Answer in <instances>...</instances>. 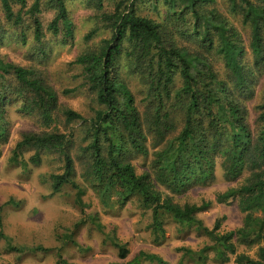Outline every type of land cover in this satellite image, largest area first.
I'll use <instances>...</instances> for the list:
<instances>
[{
  "label": "trees",
  "instance_id": "16d2710c",
  "mask_svg": "<svg viewBox=\"0 0 264 264\" xmlns=\"http://www.w3.org/2000/svg\"><path fill=\"white\" fill-rule=\"evenodd\" d=\"M65 1L48 0L56 10L48 29L55 35L62 26L66 36L71 37ZM141 1L120 0L111 14L102 12L100 19L109 25L111 37L97 51L86 52L74 61L82 67L88 88L96 96L99 107L89 120L70 109L63 111L66 121L88 125L85 132L87 144L81 149L82 156L86 155L89 163L84 180L106 207L123 208L137 197L140 207L151 212V228L156 242L165 238V218H171L180 230H193L205 237L208 243L201 249H178L181 263L206 264L212 261L226 264L233 259L234 264H264V111L258 117L263 126L254 132L249 124L247 107L234 94L237 91L241 95L249 89L243 64L245 49L225 18L215 10L200 12V7L212 0H162L180 33H185L188 25L191 31L186 29V32L198 36L207 50H212L215 45L216 53L230 74L233 84L230 89L199 55L184 48L166 46L161 26L137 14L136 4ZM151 1L157 5V0ZM260 1L264 3V0ZM13 4L20 5L17 12ZM26 5V0H0L6 22L21 25L24 15L31 16L33 40L40 46L43 32L37 18L39 0L23 13ZM229 9L240 15L242 23L250 27L252 70L264 69V4L252 0H229ZM99 10H102L101 4ZM21 36L24 41V35ZM124 44L131 46L125 56L132 59L133 67L141 66V71L148 73L147 99L155 104L147 128L159 146L151 163L153 178L148 174H137L126 158L131 151L142 156H147L149 151L135 99L115 69ZM176 72H179L182 85L175 96L180 102L187 99V104L183 106L182 128L177 135L170 137L173 127L166 102L171 98ZM7 75L14 81L11 88L19 101V112L35 115L46 129L39 133H25L13 149L12 161L19 163V157L27 150L35 151L30 158L34 165L40 162L43 152L58 153L62 162L61 173L50 176L51 195L59 194L64 186H68L75 192V204L82 207L85 191L75 182L76 170L70 155L72 135L48 130L55 123L58 109L56 92L34 70L0 59V77ZM7 102L9 99L0 91V144L8 138ZM218 169L229 183L245 176L240 186L218 194L214 201L216 204L238 201V208L244 214L243 223L229 232L221 231L220 220L208 228L197 217L210 208L211 202L180 205L165 194H180L191 184L212 181ZM9 204L11 202L0 206V239L5 241L6 250L17 255L46 252L40 247H16L4 235L1 214ZM112 244L118 250L119 258L125 259L128 254L126 246L117 240ZM239 244L254 250V254L239 252ZM142 260L163 264V260L154 254L140 253L135 261ZM56 264L65 263L60 258Z\"/></svg>",
  "mask_w": 264,
  "mask_h": 264
},
{
  "label": "rangeland",
  "instance_id": "374dc122",
  "mask_svg": "<svg viewBox=\"0 0 264 264\" xmlns=\"http://www.w3.org/2000/svg\"><path fill=\"white\" fill-rule=\"evenodd\" d=\"M119 1L66 0L65 6L72 29V35L68 37L62 26L55 35L48 29L56 16V10L48 0H39L40 13L37 18L42 24L43 32L40 46L33 40V19L30 15L23 16L21 25H13L5 21L4 12L0 8V59L34 70L56 92L58 109L55 123L48 130L72 135L70 155L76 170L75 182L85 191L82 207L75 204V192L68 186H64L59 194L51 195L50 176L61 173L62 162L58 153L43 152L40 162L34 165L30 158L35 151L27 150L19 157V163L12 161L13 149L25 133H39L46 129L35 115L19 112V101L11 88L14 84L12 77H0V91L9 99L5 105L8 138L5 143L0 144V206L11 202L2 210V230L16 247H40L46 251L17 255L6 250L5 241L0 239V264H56L60 258L65 264H157L143 260L136 262L140 253L157 255L163 260V264H197L187 261L181 263L178 249L184 247L196 251L208 243L205 237L193 230H180L171 218L164 219L165 238L156 242L152 234L151 212L140 207L137 197L123 208L106 207L84 180L89 163L87 156H82L81 149L87 144L85 132L88 125L66 121L63 111L70 109L89 120L99 108L96 96L88 88L82 67L74 61L86 52L97 51L111 37V29L100 19V14H111ZM252 1L264 4L260 0ZM34 2L35 0H26L23 13ZM136 8L139 16L147 17L161 26L166 46L184 48L199 55L211 65L218 79L232 89L230 74L221 56L216 53L215 45L212 50H207L198 36L186 32V29L190 30L187 24L185 33H180L162 0H157L156 6L151 0H142L136 4ZM13 9L17 12L20 5L13 4ZM210 10H215L227 20L245 49L243 64L249 89L241 95L237 91L234 94L247 107L250 127L257 132L263 126L258 117L264 111V69L252 70L250 27L242 23L240 15L229 9V0H212L200 7L201 13H208ZM21 35H24V41ZM130 50L131 46L124 44L115 69L135 99L149 153L142 156L131 151L126 158L137 174H148L153 178L151 163L153 153L159 146L147 128L155 104L147 99L148 73L142 72L141 66L133 67L132 59L125 56ZM3 85L8 87H2ZM181 85L182 79L179 72H176L171 85L172 95L166 102L169 122L173 127L170 137L177 135L184 124L183 106L187 104V99L183 98L180 102L175 96ZM244 178L245 176L235 182H226L218 169L212 181L191 184L180 194H165L180 205L211 202L210 208L197 217L208 228H212L215 221L220 220L221 231L229 232L241 227L243 223L244 214L238 208V201L224 204H216L214 201L218 194L240 186ZM160 190L163 191L162 188ZM113 240L126 246L128 254L125 259L119 258L118 250L112 244ZM238 251L254 254V250L240 244ZM206 264L216 263L209 261ZM226 264H234L233 259Z\"/></svg>",
  "mask_w": 264,
  "mask_h": 264
}]
</instances>
